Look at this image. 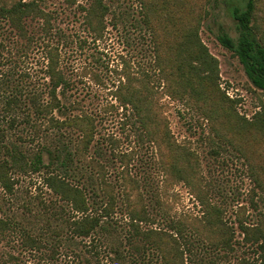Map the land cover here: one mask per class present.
<instances>
[{"label": "rangeland", "instance_id": "rangeland-1", "mask_svg": "<svg viewBox=\"0 0 264 264\" xmlns=\"http://www.w3.org/2000/svg\"><path fill=\"white\" fill-rule=\"evenodd\" d=\"M15 1L0 0V4ZM72 1L76 2L48 0L46 3L47 11L54 15L50 43L60 50V68L68 82L58 90L63 108L54 115L65 119L87 113L96 119L98 132L90 155L105 164L119 203L112 218H104L97 232L90 238H79L72 234L69 220L82 215L44 184L48 170L15 174L19 182L13 194L6 192L0 183V217L10 226L0 240V264H137L141 261V257H131L129 250L128 237L134 233L122 198L124 153L130 154L128 172L139 181L149 213L155 219L156 224L150 227L164 228L182 215L202 216L200 202L186 185L178 183L166 190L154 147L111 95L118 85V73L125 68L151 73L155 85L163 89L153 69L151 34L143 23L139 2L107 0L111 12L105 18V31L99 38L88 30L86 12L81 8H88L90 0ZM182 1L207 13L199 36L218 60L220 89L236 102L237 113L253 122L264 111V91L252 85L238 57L220 40L225 34L237 37L232 11L246 0H214L211 4L206 0ZM26 24L30 39L19 37L7 22L0 21V163L8 157L6 147L17 146L32 154L41 143L51 142L59 135L47 131V120L37 114L31 101L33 96L40 105L50 101L51 79L46 74L49 61L43 21L29 19ZM13 98L18 99V105L12 104L7 110V102ZM161 104L175 139L199 155L204 186L211 201L223 211L231 227L230 237L235 239L234 250L199 245L196 264H258L255 248L243 242L239 222L254 225L264 212V196L252 179L250 166H254L259 177H264V131L257 127L246 129L239 137L234 128L229 134L234 145H230L215 138L209 124L181 101L165 95ZM13 118H16L14 126ZM64 137L72 146L79 134L64 131ZM236 147H242L247 158ZM72 180L85 187L90 214L100 216L106 198L94 172L80 168ZM29 236L39 241L40 248L27 242ZM112 247L122 251L120 260L110 254ZM145 258V264H160L154 255Z\"/></svg>", "mask_w": 264, "mask_h": 264}, {"label": "trees", "instance_id": "trees-1", "mask_svg": "<svg viewBox=\"0 0 264 264\" xmlns=\"http://www.w3.org/2000/svg\"><path fill=\"white\" fill-rule=\"evenodd\" d=\"M47 1L4 2L0 4V21L7 22L23 39L31 38L27 20L43 21V35L47 38L45 52L49 61L46 74L51 79L50 101L40 105L34 96L31 101L37 114L47 120V131H55L59 135L56 134L51 142L41 143L32 154L17 146L6 147L8 157L0 163V183L6 192L13 194L19 182L15 174L40 173L47 169L44 184L62 201L71 205L75 213L82 215L78 219L74 217L69 220L72 234L79 238H90L102 226L104 218H112L119 197L108 179L105 164L90 155L98 132L96 119L87 113L65 119H58L54 115L56 110L61 111L63 108L58 90L68 82L60 68V50L50 43L54 15L47 11ZM137 1L141 6L143 23L151 34L153 69L163 89H158L151 73L125 68L118 73V85L111 91V95L118 102L119 108L126 115L129 114L127 117L134 119L137 128L154 147L166 190L169 191L178 183L186 185L200 202L202 216L182 215L168 222L164 228L150 227L156 224L155 219L149 213V205L139 189V181L128 172L130 154L124 153L122 159H125L126 166L122 173V198L125 214L134 233L128 237L129 250L131 257L143 258L137 264H145L148 254L154 255L160 264H188L190 260L191 264H196L199 245L234 250L232 241L235 239L230 237L231 227L226 223L223 211L211 201L204 186L199 155L175 139L161 101L167 95L191 107L201 116L202 121L209 124L215 138L230 145H234L229 135L234 128L239 137L244 135L246 129L257 127L264 131V111L258 113L253 122H249L235 110L236 102L220 89L218 60L199 36L202 22L207 17L204 10L187 6L182 0ZM213 1L206 0L207 4ZM68 2L74 4L76 1ZM81 8L86 12L88 30L101 38L105 31V18L111 12L107 0H90L88 8ZM232 17L236 23L237 37L222 35L221 43L238 57L252 85L264 91V0H246L243 6L234 8ZM12 104L18 105V99H9L6 109L10 110ZM15 121L16 118L11 120L13 126ZM64 131L79 134L72 146L70 142L64 141ZM236 149L246 157L242 147ZM250 166L252 179L264 196V177H259L254 166ZM80 168L94 172L97 184L106 198L100 216L90 214L91 207L85 187L74 184L72 180ZM143 225L147 226L146 229H143ZM9 229V223L0 217V240ZM239 229L243 242L255 248L257 263L264 264V212L254 225L240 221ZM27 242L40 248L39 241L32 236L27 238ZM111 250L110 254H114L115 258L120 260L123 257L120 249L112 247Z\"/></svg>", "mask_w": 264, "mask_h": 264}]
</instances>
